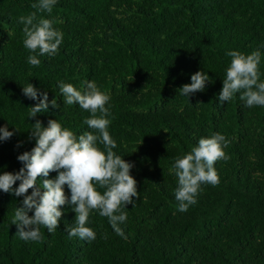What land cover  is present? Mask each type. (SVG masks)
<instances>
[{"label": "trees", "instance_id": "trees-1", "mask_svg": "<svg viewBox=\"0 0 264 264\" xmlns=\"http://www.w3.org/2000/svg\"><path fill=\"white\" fill-rule=\"evenodd\" d=\"M38 2L0 0V127L14 132L0 141V174L23 167L17 157L35 146L37 120L46 127L56 119L77 136L91 131L84 124L90 113L65 105L58 85L83 91L94 81L110 96L113 151L134 165L139 197L124 209L123 237L93 210L86 226L96 239L69 238L75 213L65 207L56 231L41 226V241H24L12 224L24 197L0 191V264H264V107H246L240 93L218 100L229 51H259L264 81V0H57L51 14L37 15L63 33L54 56L23 44L19 17ZM29 55L41 63L30 65ZM201 70L210 77L205 90L180 95ZM28 83L59 109L49 104L29 118L38 100L23 95ZM214 133L230 142L228 159L214 165L219 183L202 185L197 203L182 213L169 169Z\"/></svg>", "mask_w": 264, "mask_h": 264}, {"label": "clouds", "instance_id": "clouds-1", "mask_svg": "<svg viewBox=\"0 0 264 264\" xmlns=\"http://www.w3.org/2000/svg\"><path fill=\"white\" fill-rule=\"evenodd\" d=\"M56 4L57 0H39L32 4L36 11L19 17V22L24 25L23 44L30 53L38 51L40 56H54L58 52L63 33L53 26L52 20L37 19L38 13L51 14ZM227 55L232 59L222 80L219 102L230 101L240 93L246 107H264V81H261L259 71L261 53L253 51L245 55L229 51ZM27 62L34 67L41 63L37 55H29ZM209 82L207 73L197 71L191 75V83L178 89L179 94L189 97L203 92ZM84 84L83 91L63 81L58 86L65 105L78 104L90 113L84 124L91 131L77 136L56 119H50L46 127L37 120L30 133L35 138V146L17 157L23 167L15 173L5 171L0 174V191L24 197L22 206L15 209L12 221L21 240L41 241V226L49 233L56 231L65 207H71L75 213L74 226L65 229L69 238L79 237L87 242L96 239L93 229L86 226L93 210L108 218L118 236H124L120 227L127 220L124 209L139 197L137 181L131 175L134 165L113 151L117 144L108 130L111 112L110 106H106L110 96L94 81ZM22 93L29 99L38 100L30 107L29 118L48 111L49 104L53 109L60 107L57 99L49 102L47 92L40 93L31 83L22 88ZM13 135L7 126L0 127V141H7ZM229 143L224 135L214 133L210 137H201L188 154L176 158L169 171L177 177L174 195L180 212H187L197 203L202 185H218L219 175L214 165L218 160L228 159L224 148ZM52 172L57 173L55 178H49ZM17 181L19 186L14 187ZM65 186L70 195L65 192ZM98 187L104 189L103 194Z\"/></svg>", "mask_w": 264, "mask_h": 264}]
</instances>
